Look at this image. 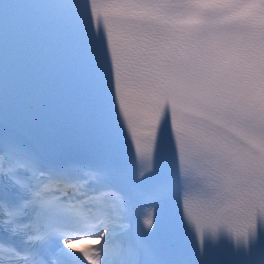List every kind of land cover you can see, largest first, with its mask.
Listing matches in <instances>:
<instances>
[{"label": "snow or ice", "instance_id": "obj_1", "mask_svg": "<svg viewBox=\"0 0 264 264\" xmlns=\"http://www.w3.org/2000/svg\"><path fill=\"white\" fill-rule=\"evenodd\" d=\"M85 262L264 264V0H0V264Z\"/></svg>", "mask_w": 264, "mask_h": 264}]
</instances>
